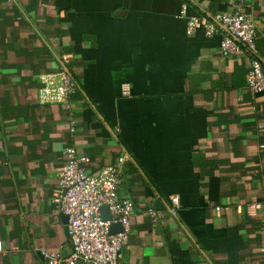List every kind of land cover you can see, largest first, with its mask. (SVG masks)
<instances>
[{
  "label": "crops",
  "instance_id": "obj_1",
  "mask_svg": "<svg viewBox=\"0 0 264 264\" xmlns=\"http://www.w3.org/2000/svg\"><path fill=\"white\" fill-rule=\"evenodd\" d=\"M235 2L0 0V264L69 253L51 201L67 144L91 171L122 159L126 263L264 264V90L250 92L249 55L222 50L223 30L188 34L180 15L183 3L203 15ZM244 4L264 66V0ZM64 53L77 84L73 134L65 108L37 94L38 74ZM148 206L162 211L156 222Z\"/></svg>",
  "mask_w": 264,
  "mask_h": 264
},
{
  "label": "built area",
  "instance_id": "obj_2",
  "mask_svg": "<svg viewBox=\"0 0 264 264\" xmlns=\"http://www.w3.org/2000/svg\"><path fill=\"white\" fill-rule=\"evenodd\" d=\"M244 2L236 0L230 9L203 15H188L187 3H183L180 15L186 17L188 34L199 28L205 35L223 30L219 41L222 50L238 52L242 49L249 55L246 85L250 92L255 93L264 90V66L255 43L256 25L252 15L245 10ZM67 60V54H61L59 68L38 74L37 94L40 102L59 103L65 108L68 129L73 134L78 120L73 113L71 96L77 84L64 68ZM121 91L124 95L130 93L128 86H123ZM89 163L90 157L78 151L73 144L62 148V162L51 201L67 215L66 231L71 249L63 255L57 250L41 248L46 264H128L121 259L120 250L130 232L133 203L130 197L118 193L122 159L104 164L96 171L89 169ZM171 201L176 204L177 196H171ZM103 204L107 205L108 219L102 216ZM259 205L253 200L248 202V211ZM261 205L264 208V200ZM171 208L174 211V207ZM145 212L152 222L162 215V211L153 206H148ZM113 222H120L121 230L110 232ZM262 233L264 235V227ZM2 249L0 237V251Z\"/></svg>",
  "mask_w": 264,
  "mask_h": 264
},
{
  "label": "water",
  "instance_id": "obj_3",
  "mask_svg": "<svg viewBox=\"0 0 264 264\" xmlns=\"http://www.w3.org/2000/svg\"><path fill=\"white\" fill-rule=\"evenodd\" d=\"M65 70L70 74L69 72V69L67 68V66H64ZM101 210H102V216L105 218V219H108L110 217L109 215V212H108V209H107V205L106 204H103L101 206ZM65 218L67 219V215L64 214ZM118 230H121V224L120 222H113L110 227H109V231L110 232H114V231H118Z\"/></svg>",
  "mask_w": 264,
  "mask_h": 264
},
{
  "label": "trees",
  "instance_id": "obj_4",
  "mask_svg": "<svg viewBox=\"0 0 264 264\" xmlns=\"http://www.w3.org/2000/svg\"><path fill=\"white\" fill-rule=\"evenodd\" d=\"M215 12V11H214ZM255 43H256V47H257V49H258V53H259V49H260V46H259V43L257 42V39H256V36H255ZM70 75H71V77L74 79V77H73V75L70 73ZM75 80V79H74ZM76 90H77V88H76ZM75 93V92H74ZM73 93V94H74ZM72 94V95H73ZM72 97V96H71Z\"/></svg>",
  "mask_w": 264,
  "mask_h": 264
}]
</instances>
